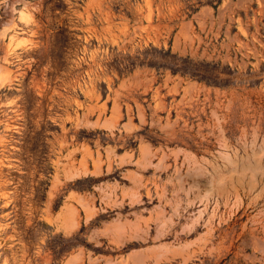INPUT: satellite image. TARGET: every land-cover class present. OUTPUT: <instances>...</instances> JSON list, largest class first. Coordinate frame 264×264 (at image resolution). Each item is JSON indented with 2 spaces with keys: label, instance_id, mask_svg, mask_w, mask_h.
<instances>
[{
  "label": "rangeland",
  "instance_id": "obj_1",
  "mask_svg": "<svg viewBox=\"0 0 264 264\" xmlns=\"http://www.w3.org/2000/svg\"><path fill=\"white\" fill-rule=\"evenodd\" d=\"M0 264H264V0H0Z\"/></svg>",
  "mask_w": 264,
  "mask_h": 264
}]
</instances>
